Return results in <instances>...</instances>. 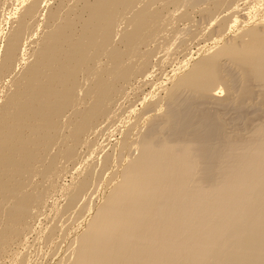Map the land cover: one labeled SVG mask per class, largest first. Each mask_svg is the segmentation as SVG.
<instances>
[{
	"label": "bare ground",
	"instance_id": "obj_1",
	"mask_svg": "<svg viewBox=\"0 0 264 264\" xmlns=\"http://www.w3.org/2000/svg\"><path fill=\"white\" fill-rule=\"evenodd\" d=\"M229 1L209 0L211 6L206 4V9H199V12L203 10V14L208 11L209 15L210 12V17L214 15V21L204 20H210L208 23L212 25L209 30L213 31L206 30L208 24H203L202 36L201 31V35L195 33L199 31L196 30L199 26L195 29L192 25L196 31L190 27L189 32L194 35L199 33L195 41L207 36L206 31L211 36L212 32H218L219 35L214 37V34L209 40L211 44L197 45L200 47L198 51H188L181 61L179 56L176 57L178 60L172 56L180 64L171 67L172 75L167 77L171 81L169 83L174 81L172 87L166 92L168 88L162 86L165 84L160 85L168 96L164 101L165 105L169 102V108L160 110V107L164 109V105L162 98L154 99L156 95L149 97L153 101H149L148 94L142 95V102L140 100L137 104L143 105L141 109H138L139 106L132 107L128 120L124 119L125 124L122 121L124 125H119L125 127L131 121L125 127L126 132L123 127L125 136L119 138L122 143L108 140L105 142L108 144L101 143L95 149L93 147L96 143L100 144V139L91 144L93 139L90 138L93 134L101 138L104 135L101 133L107 132L103 131L109 125L105 120L116 116L120 120L124 118L115 114L114 109L123 90L134 83H141L140 80L145 82L153 73L149 70L153 64L149 63L151 54L143 46L163 29L167 31L172 19L178 21L181 16L190 18L194 15H188L189 8L206 2L0 0V259L13 254L15 258L19 257L13 259V264H29L30 256L35 253L21 256L22 253H16L17 248L28 244L29 235L38 231L40 218L46 214L49 216L47 211L52 210L49 205L54 207L51 214L61 211L55 203L59 198L54 194L62 193L63 197H67L66 208L60 203L59 207L63 208L61 213L72 215L73 207L82 198L81 201H85V195L89 194L96 181L100 180L98 186L104 187L102 183L119 156L121 167L118 165L120 169L117 168L108 177L110 180L105 187L109 190L106 193L99 191L96 195H99V205L93 209L87 206L88 202H84L86 205L82 213L81 207L77 206L79 218L71 220L73 223L65 221L71 222L68 225L76 224L74 230L70 228L75 237L63 225L66 218L59 225V220L56 224L54 221L58 214L54 218L51 214V217L47 216V220L53 219L55 225L50 224L51 231L48 226L45 227L48 230L44 231H49L45 235L47 240L52 242L57 230L66 233L64 229L69 231L70 236L64 232L56 233L63 238L61 243L68 242L63 235L74 238L69 244L73 248L68 247L67 254L62 250L65 246L62 249L59 247L66 256L70 253L65 260L59 256V248L55 246L58 256L54 258L58 260L60 257L64 261L59 264H264V122H255L257 118H249L251 113L248 115L244 110L245 113H240H247L245 117L249 119L244 120L250 129L245 128L242 132L241 121L233 120L232 115L227 116L228 111L225 110V116H231V121L242 126L237 127L241 131L236 130L238 133L234 134L231 130L235 131L236 127L231 121V124H226L225 119H228L220 111V107L231 104L242 111L244 102L254 105L252 102L256 97L260 103L254 106L260 104L261 109H257H264V1L251 0L253 4L248 7L245 0L247 3L243 8L237 1V4H230L234 6L232 12L228 10L231 12H227L228 17L223 15L227 9H222L223 16L219 13L221 18L217 12L226 4L230 7L229 3L234 0ZM183 7L186 8L184 12ZM213 10L218 11L212 15ZM176 11L179 16L174 19ZM215 17L217 20L221 18L215 24L217 29L211 23L217 21ZM181 18L179 20L185 22ZM188 18L186 20L191 21ZM174 26L171 25L172 28ZM170 32L166 33L170 35ZM189 32L183 31V35L187 38L191 35ZM166 33L160 37L168 36ZM173 33L176 34V31ZM172 36L166 39L172 38L171 44L175 45ZM181 36L175 37L176 43ZM155 41L160 43L157 37ZM151 43L155 44L153 40ZM180 43L182 47L185 42ZM160 44L164 46L163 42ZM171 44H165L170 48L167 46L164 50L174 47ZM147 46L150 47L149 43ZM161 46L158 48H163ZM153 48L150 50L154 51ZM177 50H180L178 53L185 52L184 48ZM164 52L160 56L163 59ZM154 53L153 60L157 55ZM223 60L232 62L236 70L238 68L241 80L237 79L240 84L242 82L241 85L237 83L239 87L234 85L233 75H229L234 68L227 70L228 63ZM156 64L160 66V63ZM236 70H233L237 72L234 75L239 73ZM156 83L160 84L156 81L154 85ZM237 87L239 90L236 91ZM186 90H189L191 100L176 102L180 94L186 95ZM132 91L130 89L133 94ZM135 94L136 91L133 96ZM123 102L126 104V100ZM229 109L231 112L236 108ZM116 121L111 126H116L118 130L119 121ZM228 124L234 127L229 129L233 134L228 132ZM102 125L105 126L103 129ZM108 128L114 130L113 127ZM119 133L122 134V131ZM115 144H120V149ZM83 145L91 149L82 158L87 166L84 168L81 165L84 170L78 168V176L72 175L71 181L67 182L63 176L70 164L77 165ZM108 146L110 148L105 153L101 152L103 155L96 161L88 162L95 150L100 148L104 151ZM114 159L117 162H113ZM93 192H90L91 196ZM92 198H89L92 201L90 205L96 199ZM74 210L76 215V208ZM65 214L61 215L62 218L67 216ZM41 230L39 235L42 236ZM38 236L36 233V238ZM47 240H43V248H48V243L54 244ZM34 244L29 245L30 249L35 247ZM42 246L38 247L43 251ZM51 247L54 248L53 245ZM30 249L25 248L26 253ZM37 249V254H40V249ZM50 250L52 252L53 249ZM54 253H51L52 256ZM36 255L37 259L40 255ZM36 259L35 263L39 264Z\"/></svg>",
	"mask_w": 264,
	"mask_h": 264
},
{
	"label": "rangeland",
	"instance_id": "obj_2",
	"mask_svg": "<svg viewBox=\"0 0 264 264\" xmlns=\"http://www.w3.org/2000/svg\"><path fill=\"white\" fill-rule=\"evenodd\" d=\"M202 1H204V2H206V3H202V2H200L202 5L198 3V4H199V5H197L198 8L195 6L196 9H197V10H195V13L193 12L195 7L192 6L193 9H192V7L189 8L190 12H193V13H190V12H189L188 15H190V14L194 15V16H191V15H190V16L193 17V19L195 18L196 20H195V19L193 20L191 17L188 18V16L185 17V19H184V17L181 16V13H183V12L185 11L186 8L183 7V9H184V8H185V9L182 10V9H181L182 7H181V8H180V11L182 10L183 12L180 13V16L185 20V22L179 20L181 17H180V18L178 17V16H179V14H177L178 11H179V10H178V11H176V14L174 15V16H175L174 19H177L176 17H178V21H181V22H178L177 20H174V21H173V19H172V20L170 21V23H169V26H170V27H171V25H174V24L176 25V26L173 27L174 29L171 27V28L173 29V31H176V34H177L178 32H180L182 29L186 28L187 26L189 27V28H186L185 30H182V36H181V32H180V35H179V33L177 34V35L181 36L183 39L185 38L184 40H182L181 37H180V39L178 38V41H180V42H182V43L185 42V43L183 44L182 47H181L182 44H181L180 42L177 41V43H176V41H175V37L177 38V37H179V36H177L176 34H174L173 31H172V29H170V27H167V28H166L167 31H165V29H163L164 31H161L162 33H160L159 35L155 36L154 39H152V40H153V43H155V44H152V43H151V44H152V45H151L150 42H152V40H150V41H148V42L146 43V45L143 46L144 50L147 51V52L149 51L150 54H151V55H150L151 57H149V58H150V59H149V63H150V64L153 63L154 66L152 67L153 64H151V68H149V70H150V71H153L152 75L154 74V77H153L152 75H150V77H148L146 80H144L145 82H143V80L141 81V80H140L141 78L139 77V78H140L139 80H140L141 83H138V81H136L138 84H136V83H134V85L132 84L134 87H135V85H136V89H135L133 86H131V85L128 86L129 84H126L128 87H126V85H125L126 89H124L125 91L123 90V95H122V93H121V95H122V97L124 98V96H125L124 94H126V93L128 92V89H127V88H129V92L126 94L127 97L125 96V98H124V99L126 100V104H122V102L125 101V100H123L122 97H121V98L119 97L120 99L118 100L117 104L114 106L115 114H120V116H122L121 118L124 117L123 120H120L119 118H117V116H116L115 114H113V115L116 116V117H114V118H116V119H114L113 117H112V118H113L112 120L106 119L105 121L107 122V124H109L108 126H110L111 128L113 127L114 130H115L116 132H115L113 129H109V128H108V129H109V130H108V129H107V127H108L107 124H104V125L107 126L106 128H104L105 130L102 128L104 125L101 126V129H103V131H107V132H111V131H112L113 134H115V135H113L112 132H111V134H108L107 132H105V133H107L108 135H106L105 133L102 132L101 134H104V135L107 137V140H106V137H105L104 135H101V138H98L100 135H98V134H93V136H91V138H90L91 140L93 139V140L91 141V144L96 143V142L100 139V140L98 141L100 144H97V143H96V145H94L93 148L96 149L97 147L101 146V143H102V145H103V143H104V145L108 144V143L105 144V142H108V140H109L110 142H112V143H117V140H118L119 143H120V141H121V143H122L123 140H120L119 138L123 139V137L125 136V133H124V130H123V127H124V126L121 127V126H119V125H124V124H125V121H126V120L124 121V119H127V120H128V118H127L128 115H129L128 112H129L130 109H132V107L134 108L135 106H139L138 109H141V107H142L143 105H140V103H139V105H137V104H138V102H139L140 100H141L140 102H142V100H143L142 98L144 97V94H145V95L148 94V95H147L148 98H149V97L154 98V96L156 95L155 98H154L155 100L158 99L157 97L162 98L161 102H162V104L164 105V109L160 107V110L162 109V111H165V109H168V108H169L168 106H169L170 104H167V103H169V102H166V105H167V106L165 105V101H167L166 98H168V96H166L167 94L163 91L164 88L161 87L160 85L165 84V85H162V86H164L165 88H168L167 90L164 89L166 92H168V90L172 87V84H173L174 81H173L172 84H171V83H169V82H171V81H170V80L168 81V78L172 75V73H171L172 68H174V67H178L177 65H180V64H178V61H177V60H178V59H177L178 56L180 57L179 60L181 61V60L184 59V56H186V54H188L189 52H192V51H193V52H197L198 49L200 48L199 46H202L204 43H209V44H211L212 41H209V40H212V39H213V36H214V34H215L214 32H212V33H211L212 36H211L210 33H208V31H209V32H210V31H213V30H209V29H211V28H209V27H210V25H212V24L209 25V23H210L209 21H210V20H209V21H204V20L211 19V21H214V20H212V19H213L212 17H214L213 13H216V11H218L219 8H218V10H213V12H211V14H212L213 16L210 17V16H209V15H210V12H209V15L207 14L208 11L205 13V10H204V13H205V14H203V12L201 13V11H203V10H201V11L199 12V9H200V8H202V7H203L204 9L207 8V7L204 6V5H206V4H207L206 6H208V5L211 6V2H210V4H209V2H208L209 0H208V1H207V0H206V1H205V0H202ZM230 1H231V0H230ZM230 1H229V2H230ZM237 1H238V4H241V5H239V6H241L240 8L245 7V4H246L247 2H248V3L246 4V6L249 7V6H250L249 4L251 3V2H250L251 0H246L247 2H246L245 0H244V1H241V2H240V0H236V2H235V0H234V1H231L230 3H229V2H228V3H229V5L232 4V3L237 4ZM254 1H255V0H254ZM258 1H260V0H258ZM262 1H264V0H262ZM243 3H244V4H243ZM262 3H263V2H262ZM251 4H253V1H252ZM233 6H234V4H233L232 6L230 5V7H228V4H226L225 7H227V8H225L224 6H222V7H220L221 9H220L217 13H218V14L220 13L221 16L224 15V17H228V16H227V15H228L227 12H229V11L232 12V11H233V9H232ZM208 7H209V6H208ZM229 8H230V9H229ZM222 9H223V10L227 9V11L225 10L226 12L224 11L225 13H223ZM231 9H232V10H231ZM228 10H229V11H228ZM196 11H197V12H196ZM231 12H229V13H231ZM222 13H223V15H222ZM197 14H198V15H197ZM199 14H200V15L202 14L201 17H200ZM218 14H216V15H218ZM220 14H219V16H220ZM225 14H226V16H225ZM176 15H178V16H176ZM203 15H204V16H207V15H208V16H207L208 18L203 17ZM229 15H230V14H229ZM196 16H197V17H196ZM221 16H220V17H221ZM216 17L218 18V16H216ZM216 17H215V18H216ZM182 18H181V19H182ZM186 18L190 19L191 21H187ZM200 18H201V19H200ZM205 18H206V19H205ZM215 18H214V19H215ZM217 18H216V20H217ZM221 18H222V17H221ZM221 18L218 19V20H221ZM202 19H203V20H202ZM198 20H199L200 22H199ZM201 20H202V21H201ZM218 20L215 21V22H211V23H213V24L215 25L216 22L218 23ZM172 21H173V22H172ZM176 21H177L178 25H177ZM171 22H172V23H171ZM174 22H175V23H174ZM188 22H189V23H188ZM203 22H204V23H203ZM205 22H207V23H205ZM208 22H209V23H208ZM199 23H200V25H199ZM196 24H198V25H196ZM203 24H206V25L208 24L207 26L204 25L205 28L208 27V28L206 29V30H208V31H206L207 36L205 35V37H202V36H204V31L201 30V26H202ZM192 25H195V29H196V26H199L200 29H198L199 27L196 29V30H199V31L194 30V27H193ZM167 26H168V24H167ZM204 26H202V27H204ZM175 27H176V28H175ZM177 27L179 28L178 31L176 30ZM190 27H191V28L193 27V29H191V30L196 31L195 33H197V32L200 33V31L203 32V35L201 36V38H202V39L204 38V39H203V40H202V39H199V40H196V41H195V38H196V39L199 38V37H198V36H199V33H198L197 35H196V34L194 35V33L192 34V31L189 32V31H190ZM211 27H213V26H211ZM216 27H218V26L215 25L214 28H216ZM205 28H204V30H205ZM214 28H213V29H214ZM168 29H169V30H168ZM180 29H181V30H180ZM216 29H217V28H216ZM170 30H171L172 32H170ZM187 30H188V31H187ZM183 31H185V32H189V35L191 34L190 36H192V37H190V36L187 35V36H188V37H187L188 39H187L186 36L183 35ZM194 31H193V32H194ZM240 31H241V30H240ZM164 32H165V33H166V32H168V33L170 32V35L166 33L169 37H171V36L173 35L172 37H174L173 40L175 41V42L173 41V43H175V45L171 44V43H172V38H171V40L166 39V38H168V36L165 37L164 35L160 37V35H161V34H164ZM238 32H239V31H238ZM238 32H237V33H238ZM172 33H173V34H172ZM206 33H205V34H206ZM186 34H188V33H185V35H186ZM227 34H228V33H227ZM227 34H226V35H227ZM229 34H230V33H229ZM229 34H228V35H229ZM174 35H175V36H174ZM200 35H201V33H200ZM217 35H219L218 32H216V34H215L214 37H216ZM183 36H184V37H183ZM193 36H197V37H193ZM232 36H233V34H232ZM232 36H230V37H232ZM156 37H157V39H159L160 43L163 42L164 46H161L160 43H159L160 45L157 44V41H158V40L155 41V40H156ZM211 37H212V38H211ZM230 37H229V38H230ZM163 38H165V39H163ZM189 38H190V40H189ZM192 38H193V39H192ZM209 38H211V39H209ZM191 39H192V40H191ZM163 40H164V41H163ZM167 40H168V41H167ZM165 41H167V42L165 43ZM190 41H191V42H190ZM187 42H188V43H187ZM148 43H149V45H150L151 48L147 46ZM163 44H162V45H163ZM165 44H171V47H172V45H173L174 47L171 48L173 51H170L171 49H170V50L167 49V48H170V46L167 45V46H168V47H167ZM154 45H155V46H154ZM156 45H157V48H158V46H161V47H163V48H158V49H157V48H156ZM191 45H192V46H191ZM197 45H199V46H197ZM153 46L155 47V50H154ZM177 46H179V48H184L183 52H184V51H185V52H184V53H182V52L178 53L177 51H180L181 49H180V50H177V49H179ZM185 46H186V47H185ZM164 47H167V48H165V49L169 50L171 56H170V55L168 56V53H169V52H168L167 50L165 51V50H164ZM176 47H177V49H175ZM146 48H147L148 50H147ZM149 48H150V49L153 48L154 51L150 50ZM162 49H163V51H162ZM185 49H187V50H185ZM156 50H157V51H156ZM190 50H192V51H190ZM151 51H152L153 53L156 51L154 54H157V55H156V58H154V60L151 59L152 56H154V55H152L153 53H152ZM159 51H160V52H159ZM164 51H165V52H164ZM188 51H189V52H188ZM163 52H164V56H163V57H164V59H165V57H166V59H165L166 62H165V60H164L163 58L160 57V56L163 55ZM171 52H173V53H171ZM176 53H177V55H175ZM185 53H186V54H185ZM206 53H208V52H206ZM206 53H205V54H206ZM158 54H159V55H158ZM166 54H167V56H165ZM172 54H174V55H172ZM194 55H195L196 57L198 56L197 53H195ZM202 55H203V54H202ZM172 56H174L175 58L177 57V58H176L177 60H174V58L172 59ZM154 57H155V56H154ZM170 57H171V59H170ZM150 60H151V61L153 60V62H151ZM168 60H170V61H169V65H168V62H167ZM172 60L175 61L174 63H176V61H177V63L174 64L173 62H171ZM163 61H164V62H163ZM223 61H224V60H223ZM155 62H156V63H157V62L160 63V66H159L158 64H156ZM224 62H227V63H228V64H227L228 66L226 67V69L228 68L227 70L231 71V70H232V67L234 66V65L232 64V62H228L227 60H225ZM164 63H167V65H165ZM170 63H172V64L170 65ZM229 64H230V66H229ZM231 64H232V65H231ZM156 65H157V68L155 67ZM149 67H150V66H149ZM166 67H167V68H166ZM171 67H172V68H171ZM158 68H159V69H158ZM164 68H166V69H164ZM233 68H234V67H233ZM234 69L236 70V68H234ZM234 69H233V70H234ZM154 70H155V71H154ZM227 70H226V72H227ZM233 70H232V71H233ZM237 70H238V68H237ZM237 70H236V71H237ZM232 71L230 72L231 74H229V75H231V77H232V75H233V77L235 78V77L239 74L235 79L233 78V80H235V81H234V85H236L237 83L240 84V81L237 79V78H239L240 75H241L240 72H239V70H238L239 73H238L237 75H234V74H236L237 72L235 73V71H233V72H234V73H233ZM154 72H156L157 74L154 73ZM166 72H167V73H166ZM227 73H228V72H227ZM232 73H233V74H232ZM166 74H167V75H166ZM162 75H163V76H162ZM164 75H165V76H164ZM140 76H141V75H140ZM151 76H152V78H151ZM162 77H163V78H162ZM167 77H168V78H167ZM142 79H145V78H142ZM239 79H240V78H239ZM155 80H156L157 82L159 81L160 84H157V83H156V85H154V82H156ZM240 80H241V79H240ZM133 81H134V80H133ZM151 81H152V82H151ZM238 81H239V82H238ZM149 82H151V83H149ZM162 82H163V83H162ZM164 82H165V83H164ZM143 83H144V84H143ZM152 83H153V84H152ZM147 84H149V85H147ZM238 84H237V86L239 87V86L242 84V82H241L240 85H238ZM138 85H141V86L139 87ZM152 85H153V86H152ZM157 85H159V86H157ZM147 86H148V88H147ZM167 86H168V87H167ZM125 87H124V88H125ZM149 87H150V88H149ZM151 87H152V88H151ZM169 87H170V88H169ZM234 87H235V86H234ZM238 87H237V89H235L236 91L239 90ZM157 88H158V89H157ZM159 88H160V90H159ZM130 89H131V91H132V90L134 91V92L132 91L133 94L130 93ZM139 89H140V90H139ZM142 89H145V90H142ZM161 89H162V90H161ZM149 90H150V91H149ZM152 90H153V91H152ZM135 91H136V94H135V96H133L134 93H135ZM137 91H138V92H137ZM140 91H141V92H140ZM161 91H162V92H161ZM125 92H126V93H125ZM147 92H148V93H147ZM150 92H152V93H150ZM183 92H184V91H183ZM129 93H130V94H129ZM140 93H143V94H140ZM154 93H155V94H154ZM162 93H163V94H162ZM185 93H186V95H184V94L182 93V96H181V94H180L181 97L179 96L178 99H177L178 101L176 100V102H178V103H180V101H181V103L189 102V101L191 100V97H192V96L190 95L189 90H188V91L186 90ZM187 93H188L190 96H188ZM131 94H132V97H131ZM160 94H161V95H160ZM128 95H129V96H128ZM137 95L140 96V97H137ZM142 95H143V97L141 98ZM150 95H151V96H150ZM183 95H184V96H183ZM119 96H120V95H119ZM161 96H163V97H161ZM185 96H186V98H185ZM129 97H130V99H129ZM134 97H137V99L134 98ZM188 97H189V98H188ZM127 98H128V99H127ZM151 98H149V99H150L149 101H153V100H154V99L152 100ZM131 99H132L133 101H132ZM135 99H136L137 101H136ZM165 99H166V100H165ZM188 99H189V100H188ZM121 100H122V101H121ZM164 100H165V101H164ZM127 101H128V102H127ZM254 101H256V102H254ZM120 102H121V103H120ZM132 102H133V103H132ZM147 102H148V101H147ZM123 103H125V102H123ZM250 103H251V102H250ZM253 103H254L255 106H256L257 103H260V102H259V98L256 97L255 99H253L252 104H253ZM128 104H129V106H128ZM132 104H134V105H132ZM245 104H246V105H245ZM119 105L122 106V107H119ZM124 105H125L126 108H124ZM130 105H131V106H130ZM254 105H251V104L249 105L248 102H244V106L242 105V106H243V107H242L243 110L241 111V110H238V109H237V108H238L237 106H234L233 104H231V106L228 105L227 107H226V106H225V107H224V106H223V107H220V109H222V110H220V111H221L222 116H225V114H226L227 111H228V113H227L226 115H227V116L232 115V117L234 118V119H233L231 116H230V117L225 116V117L228 119V121L225 119L226 124H227V122L231 121L230 119L232 118V119L235 120V121H239V122L241 121V122H240V125H243V127H242V126H239V124H237V122H235V121H233V120H232L233 122L231 121L232 126H233V124H234V127H236V128H237V127H242V128H244V129H242V132H243V130H246L245 128H248L247 130L249 131L250 127H246V121H245L244 119L248 120L249 118H253V119H254V118H255V119L257 118V120H255V122L258 121V120H259L258 122H264V121H263V119H264V114L262 113V112H264V109L262 108V110H258L257 108L261 109L260 107H262V106H261L260 104H258L259 107H258V106L255 107ZM232 106H233L234 108H236L237 111H236V109L232 108ZM245 106H246L247 108H246ZM248 106H249V107H248ZM162 107H163V106H162ZM167 107H168V108H167ZM228 107H229V108L231 107V110L234 109V111H231V112H230V111H229L230 109H229ZM251 107H253V108L255 107V109L252 110L253 108L251 109ZM223 108H224V109H223ZM226 108H227V109H226ZM225 110H227V111H225ZM244 110L248 112V115H249V113H251L250 116L252 115L253 117H252V116H251V117L248 116L249 118H246L247 116L245 117V115H247V113H246V114H243V113H242V115H241L240 112H243ZM162 111H161V112H162ZM245 111H244V113H245ZM257 111H258V112H257ZM233 112H234V113H233ZM236 112H237V114H236ZM238 112L240 113L241 116H239V113H238ZM259 113L262 115V116L260 115V119H259V116H258ZM228 114H229V115H228ZM237 116H238V119H235V118H237ZM242 116H244V118H243ZM118 117H119V115H118ZM240 117H242L243 119H241ZM110 119H111V118H110ZM117 119H118V121L120 120V121L118 122L119 124L116 123V124H118V125H117V126L119 127L118 130H120V131H118V130L116 129V126H114L113 124H112L113 126H111V123H114V121L117 122V121H116ZM107 120H108V121H107ZM122 121H123L124 124L122 123ZM244 121H245V122H244ZM234 122H235V123H234ZM243 122H244V123H243ZM103 123H105V122H103ZM103 123H102V124H103ZM130 123H131V121L127 122V123H126V126L129 125ZM229 123H230V122H229ZM231 123H230V124H231ZM242 123H243V124H242ZM230 124H228V125L230 126V128L227 127L228 130H229V129H234V127L231 128V125H230ZM235 124H237L238 126H236ZM228 125H226V126H228ZM126 126H125V127H126ZM104 127H105V126H104ZM120 127H121V129H120ZM125 127H124V129H125V132H126V129H127V128H125ZM236 128H235V131H232V130H231V132H233V133L235 134V133H238L237 131H241V128H240V130H238V128H237V129H236ZM236 130H237V131H236ZM121 131H122V134H121V133L118 134V132H121ZM228 132L230 133V130H229ZM245 132H246V131H245ZM233 133H230V134H233ZM246 133H247V132H246ZM99 134H100V133H99ZM120 134H121V135H120ZM109 135H111V136H110V139H109ZM122 135H123V136H122ZM93 137H95V138H93ZM102 137H104V138H102ZM95 139H96V140H95ZM102 139H103V140H102ZM95 141H96V142H95ZM98 145H99V146H98ZM115 146H117L118 149H120L119 147H121L120 144H115ZM84 147H85L86 149H85ZM109 148H110L109 146L106 147L104 151H100V148H98L99 150H98V149H97L98 151L95 150V151H94L95 154H92L93 157L90 155V157H92L94 160H93L92 158L89 157L88 162H94V161H96V160L101 156V154L103 155V153L106 152V149L108 150ZM88 149H89V151H87ZM80 150H82V152H80ZM80 150H79L80 154L78 155V158L80 159V161H79V159H78V163H77V165L80 164V162H81L82 158L85 156V154H88L89 152H91V149H90L89 147H87V145H86V146L83 145V148H82V146H81ZM84 150H85V151H84ZM83 151H84V152H83ZM127 151H128V150H127ZM85 152H87V153H85ZM101 152H103V153H101ZM98 154H100V155L98 156ZM80 155H82V156H80ZM79 156H80V157H79ZM94 156H95V157H94ZM120 156H121V154H120ZM95 159H96V160H95ZM117 159H118V162H120L119 159L121 160V157L117 156ZM117 159H114L113 162H117ZM118 162L115 163V165L112 166V167L110 168V172H111V173L108 174V176H107L106 179L104 180V182H106V183H104V182L102 183V185H103L104 187H100V186H98V183L100 182V180L96 181L95 185L92 187V190H91L90 192H91V194H92V192L94 191V192H93L94 194H93L92 196H93L94 199H95V198H96V199L94 200V199L92 198L90 192H89L90 195H89V194L85 195V197H84L85 201H84V200H83V201L86 202V203H87V202L89 203V204L87 203V206L89 205V206H91L92 208H93V207L96 208V207L99 205V198H98L99 195H98V197H96V195L100 193L99 191H102V190H103L104 193H106L105 191H108V190H109V188L107 189L106 187H107V182L110 180L109 178L111 177V174L114 173V172H116V171H117V170H116L117 168L120 169V167H121V165H119V164H121V163L118 164ZM77 165H76V166H77ZM81 165L84 166V168H85V165L87 166V163H85V161L82 160L81 164L78 165L77 167H76V166L74 167L73 164H70L71 167L68 168L67 172L65 173V176H63L67 182H70V181H71V180H69V179H71L70 177L78 176L77 174L80 173V170H84V168H83ZM118 165H119L120 167H117ZM122 166H123V164H122ZM80 167H82V168H80ZM113 167H114V168H113ZM74 168H77V169H74ZM78 168H80V170H79ZM69 169H70V170H69ZM72 169H73V171H72ZM74 170H75V171H74ZM76 171H79V173L76 172ZM74 174H75V175H74ZM72 175H73V176H72ZM66 176H68V177H66ZM108 177H109V178H108ZM66 178H67V179H66ZM65 180H64V181H65ZM105 186H106V187H105ZM95 187H96V188H95ZM97 187H98V188H97ZM93 188H94L95 190H94ZM100 188H103V189L100 190ZM96 191H97V193H96ZM57 194H58L57 196H56V194H54V195H55V197H58L59 199L54 198V196H53V198H54V199H57V200L55 201V203L57 202V203H56L57 207H58L59 209L61 208V211L63 212L62 209H63V208H66V206H64V205H65V203H67V201H66V198H67V197H63L62 195H64V194H62V193H57ZM94 195H95V196H94ZM59 196H60V197H59ZM64 196H65V195H64ZM87 196H88V199H89V198H92V200H94V202H95V203H98V204L95 205L94 202H93V203H91V204H92V205L94 204V206L90 205V202H92V201H91V199H89L90 201H88ZM54 199H52V200L50 201V202H51V205L53 204L52 201H54ZM82 199H83V198H82ZM82 199H81V200H82ZM81 200L79 201V203L77 204V206H78L79 208L81 207V208H80V212L82 213V211L84 210V205H86V204H85L84 202H82ZM86 200H87V201H86ZM65 201H66V202H65ZM63 202H64V203H63ZM59 203H60V206L63 205V206H62L63 208H62V207H59ZM82 203H83V204H82ZM56 205H55V206H56ZM77 206H76V207H73V208H74V209L76 208V210H77V209H78ZM49 207H50V208L52 207L51 209L53 210V211H52V210H49L50 212L47 211V213H49V216H50V217H51V215H52V218H54L53 216L56 217V216H57L56 214H58V216H57L56 218L59 217V219L54 218L55 224H56V223L58 222V220H59V225H61V224L63 223L62 219L64 220V219L66 218V220H64L63 225L65 224V225H64L65 228H68V229L71 231L70 234H72V233H73V230H74V226H75L76 224H74V225H72V224L68 225V223H71V222L73 223V221H71V220H74V218H75V220L79 218V216H80L79 209L76 211V215H74V214H75V213H74L75 210H74V209H73V210L71 209L72 211H71L70 213H73V214H72V215L70 214V215H71V219L68 220V219L70 218V215H67V214L69 213L68 211H67V212H68L67 214H65V212H64V213H61V211H60V212L58 211V213L55 212V213L51 214L52 212H54V209H53L54 207H53V206H50V205H49ZM94 208H93V209H94ZM64 210H65V209H64ZM51 211H52V212H51ZM69 211H70V210H69ZM78 213H79V214H78ZM50 214H51V215H50ZM64 214L67 215V216H66V217L64 216V217L62 218V216H63ZM77 214H78L79 216H78ZM61 215H62V216H61ZM73 215H74V217H72ZM45 216H46V217H45ZM45 216H44L45 218L42 216L43 218H40V221L38 222V223H39V225H38V226H39V227H38V231L35 232V233L32 232V234L29 235L30 238H29L28 244H26V245H28V246H26V245H24V246L19 245V247L17 246V247H18V248H17L18 251H16V253H17V252H18L19 254L22 253L23 255H21V256H24V255L26 254L27 257L30 256V255H28V253H30V252L35 253V255H36V254H37L36 249L38 248V249H37L38 251H39V249H40V251H39L40 254H37V255H40V256L37 257V259L35 258V255H31V256H30V257L32 258V259L30 258V259H31V260H30V263H31V264H34V263H35L34 259H36V261L38 260V262H40L39 264H42V263L45 264V261H46L47 259H49V260H47L48 262L46 261V264H50L51 261L53 262L52 264H54V263H55V264H59L60 262H62L63 260H65V258H67V257L70 255V253H68L67 256L65 255V254H67V253H65V252H66V250L68 249V247H69V249H72V248H73V247H71V245H69V244L72 243V241H73V239H74V238H72V237H75V235H74L75 233H73L74 236L72 235V237H69V238L66 237V236H68V235H63V237L65 236V239H66V238L68 239V242H67V241H63V242H62L64 245L60 242L61 240H63V238L61 239L60 235H58L60 232H61L60 234H63L64 231L62 232V231L57 230L56 233H58V234L54 233V234H55L54 237H55L56 235H57V236H56L55 238H54V237H52V238H54L56 241H55L54 239H53L52 242H51L50 240H47L48 238H46L45 235H47L49 231H48V232H47V231L45 232L44 230H48V228H49V230L51 231V228H50L49 226H50V224H53V222H52L53 219L51 218L52 220H51V221H48V220H49V219L47 220V218L49 217L48 214H46ZM47 216H48V217H47ZM67 217H68V218H67ZM55 219H56V220H55ZM60 219H61V220H60ZM75 220H74V221H75ZM45 221H46V222H45ZM61 221H62V222H61ZM65 221H66V222H67V221H71V222L65 223ZM48 222H49V223H48ZM66 224H67V225H66ZM43 225H44V226H43ZM53 225H54V224H53ZM53 225H52V226H53ZM42 226H43V227H42ZM47 226H48V228H45V227H47ZM54 226H55V225H54ZM54 226H53V228H54ZM67 226H68V227H67ZM69 226H72V227H69ZM44 228H45V229H44ZM53 228H52V230H53ZM70 228H72L73 230L70 229ZM41 229H43V233H41L42 236L39 235V234H40L39 231L42 232ZM55 229H58V228H55ZM63 229H64V227H63ZM63 229H61V230H63ZM64 230H66V233L64 232V234H69V231H68L67 229H64ZM55 231H56V230H55ZM36 233H37V236L39 235L38 238H36ZM44 233H46V234H44ZM34 234H35V235H34ZM70 234H69V236H70ZM32 235H34V236H32ZM61 236H62V235H61ZM33 237H34V238L36 239V241H38V242H36V241L34 240ZM48 237H49V236H48ZM41 238H42L43 240H44V239L47 240V242L50 241L51 243H54V244L57 243V244L54 245V244H50V243H48L50 247L48 246V244H46V245L48 246V248H47V247L43 248L42 245L45 246V244H44L45 241L41 240ZM71 238H72V239H71ZM57 239H60V240L58 241ZM65 239H64V240H65ZM67 239H66V240H67ZM33 240H34V241H33ZM51 240H52V239H51ZM71 240H72V241H71ZM42 241H43V242H42ZM70 241H71V242H70ZM29 242H30V243H29ZM47 242H46V243H47ZM58 242H60V243H59L60 245H58ZM33 243H36V244H34L36 248L33 247V248L30 249V247L33 245ZM37 243H38V244H37ZM42 243H43V244H42ZM65 243H66L68 246H67ZM30 244H31V246H29ZM41 244H42V245H41ZM52 245L54 246V248L51 247ZM25 246H26V247H25ZM38 246H40V247L42 246L43 251H44V252L46 251L47 253H46V254L43 253V251L41 250V248H39ZM55 246H57V248H59V247L61 248L62 246H65V248H66V246H67L66 249H65V248H63V249L61 248L63 251L65 250V251H64L65 254H63V251H60V248H59V250H58ZM22 247H24V248H22ZM25 248L30 249V251L28 250L29 252L26 253ZM34 248H35V249H34ZM46 248H47V249H46ZM50 248H52L54 251H55L56 249H57V251H60V254H61V255H59V256L63 257V260H62L60 257H58V258L56 257V258L58 259V260H56V259L54 258V256H58L57 251H55L56 255H54L55 253L53 252V250H52V252H51ZM47 250H48V251H47ZM68 251H69V250H67V252H68ZM61 252H62V253H61ZM70 252H71V251H70ZM42 253H43V254H42ZM51 253H54L53 256H52ZM30 254H31V253H30ZM47 254H50L51 257H49ZM26 255H25V256H26ZM37 255H36V256H37ZM45 255H46V258H45ZM63 255H65V256H63ZM9 256H10V258H9ZM12 256H13V254H9V255H5V256H3V257L0 259V261L2 260V261L0 262V264H13V262H12L13 259H16V260H17V259L19 258V257L15 258V256H13V257H12ZM32 256H34V259H33ZM42 257H44V258H42ZM38 258H39V259H38ZM41 258L44 259L45 261H44V260H41ZM50 258H52V259H50ZM53 258H54V259H53ZM59 259H60V260H59ZM40 260H41L42 262H41ZM53 260H55V261H53ZM58 261H59V262H58ZM56 262H57V263H56ZM63 262H64V261H63ZM30 263H29V264H30ZM35 264H37V262H36Z\"/></svg>",
	"mask_w": 264,
	"mask_h": 264
}]
</instances>
